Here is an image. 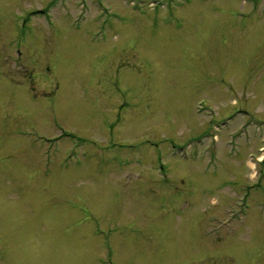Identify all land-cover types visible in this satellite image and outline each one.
Here are the masks:
<instances>
[{"label":"rangeland","instance_id":"1","mask_svg":"<svg viewBox=\"0 0 264 264\" xmlns=\"http://www.w3.org/2000/svg\"><path fill=\"white\" fill-rule=\"evenodd\" d=\"M53 1L0 0V248L264 264V0Z\"/></svg>","mask_w":264,"mask_h":264},{"label":"flooded vegetation","instance_id":"2","mask_svg":"<svg viewBox=\"0 0 264 264\" xmlns=\"http://www.w3.org/2000/svg\"><path fill=\"white\" fill-rule=\"evenodd\" d=\"M67 5L70 7V3L69 2H67ZM69 7H67V8H69ZM61 8H64V7L62 6ZM18 54H19L18 57H17L18 61L15 60L14 61L15 63L16 62H22V60H20L21 57H22L21 50H19ZM32 88L35 89L34 87H32ZM234 112H235V114H233ZM230 115H232V116L230 117ZM236 116L244 117L246 119V122L234 123L233 124V131H234L233 134L234 135H238V136H244V137L248 138L250 135H252V132L249 131V128H250V125L253 123L252 121L255 118L254 112L249 110L246 106L245 107L244 106H237L235 109H233L231 111H227V113L225 115V118L226 117H228V118L230 117L229 119H231L232 117H236ZM228 118H226V121H227ZM226 121H224V123H226ZM247 175L248 174H246V173L244 174V176H247ZM243 179L245 180L244 184H237L238 186H240V190L238 191V193L239 194L243 193V196L242 197L238 196V198H240L239 200L242 201V202H244V200L248 202L247 205L243 207L244 211L247 212L248 208H250L249 199H250L251 195L253 196V198H251V199L254 201L255 204H258V203L262 202L261 195L264 194V187L261 190H252V189L248 188L245 191H242V185H246L247 184L246 182L248 180V179H245V178H243ZM256 194H259V195L256 196ZM211 249H213V248H211ZM206 251H207V249H205L201 253L205 254ZM225 254H228V252H226ZM210 255H211V258L207 259L205 261V263L214 262L215 261L214 259L216 257H218L217 253L213 254L212 252H210ZM222 255L223 254L221 252H219V256H222ZM14 258L17 259V255L11 249H9V248H0V264H14L13 263ZM202 261L203 260H201L200 262H197V263H201Z\"/></svg>","mask_w":264,"mask_h":264}]
</instances>
